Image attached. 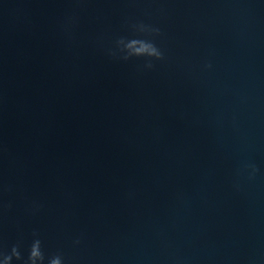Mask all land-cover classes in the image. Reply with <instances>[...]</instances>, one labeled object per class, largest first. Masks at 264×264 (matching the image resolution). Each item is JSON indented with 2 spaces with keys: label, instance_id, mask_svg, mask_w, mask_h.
<instances>
[{
  "label": "water",
  "instance_id": "obj_1",
  "mask_svg": "<svg viewBox=\"0 0 264 264\" xmlns=\"http://www.w3.org/2000/svg\"><path fill=\"white\" fill-rule=\"evenodd\" d=\"M36 238L44 264H264V0H0V252Z\"/></svg>",
  "mask_w": 264,
  "mask_h": 264
},
{
  "label": "clouds",
  "instance_id": "obj_2",
  "mask_svg": "<svg viewBox=\"0 0 264 264\" xmlns=\"http://www.w3.org/2000/svg\"><path fill=\"white\" fill-rule=\"evenodd\" d=\"M139 31L143 33L149 34H159L160 30L158 28H151L145 26L143 24L139 25ZM120 44L124 45V51L126 55L123 56V59L127 60L130 57H146L147 62L144 67L151 69L154 67L153 61H160L164 59V54L160 48L156 46V44L150 40L145 39H132L127 43L124 40L119 41ZM211 64H206L205 68H211ZM257 169L255 166H251L250 177L254 176ZM7 207H11V203L7 205ZM36 236V233H33ZM75 243L79 244L80 241L76 240ZM20 245L15 244L11 247V251L9 253L0 252V260H2V264H12L13 259L16 261H20L21 264H44L45 255L41 249V241L36 238L32 241L30 248L28 250V256L25 259L20 252ZM47 264H65L64 257L62 254L57 253L48 258Z\"/></svg>",
  "mask_w": 264,
  "mask_h": 264
}]
</instances>
